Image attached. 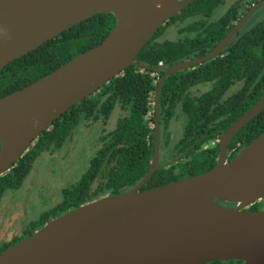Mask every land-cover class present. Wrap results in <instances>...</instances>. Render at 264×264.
I'll use <instances>...</instances> for the list:
<instances>
[{"label": "water", "instance_id": "water-1", "mask_svg": "<svg viewBox=\"0 0 264 264\" xmlns=\"http://www.w3.org/2000/svg\"><path fill=\"white\" fill-rule=\"evenodd\" d=\"M192 1L0 0V69L95 14L115 18L98 44L0 97V174L69 107L135 63L151 36ZM262 6L264 0L251 10ZM229 35L203 57L162 66L153 154L139 182L53 217L0 252V264H264V209H246L264 196V131L224 162L231 138L264 108V93L222 133L213 167L140 189L157 167L162 82L213 55Z\"/></svg>", "mask_w": 264, "mask_h": 264}, {"label": "trees", "instance_id": "trees-1", "mask_svg": "<svg viewBox=\"0 0 264 264\" xmlns=\"http://www.w3.org/2000/svg\"><path fill=\"white\" fill-rule=\"evenodd\" d=\"M217 0H193L189 5L175 13L171 20L189 14L199 7L213 8ZM204 4V5H202ZM169 20V19H168ZM115 18L112 13H99L86 18L63 30L57 36L45 41L35 49L12 60L0 69V97L42 77L82 51L98 44L112 29ZM193 28L195 23H188ZM162 25L136 55V62L126 66L119 74L98 88L95 92L73 104L52 124L43 130L17 159L14 165L0 174V199L5 191L22 185L29 173L33 161L44 152L61 148L71 137L77 126L82 123L106 122L116 109L113 127L99 137L100 147L90 159L87 170L76 182L62 188V202L49 209L41 219L33 222L32 229L63 211L75 208L93 198L120 193L136 184L146 173L153 154L154 145V100L158 79L163 74L162 67L172 65V61L190 58L186 42L176 43L171 40L161 41L158 35ZM259 64L241 63L243 52L236 62H203L170 74L162 82L159 90L160 125L166 132L168 120L179 106L186 114L185 136L177 145L185 150V157L166 167H158L147 183L156 187L182 177L191 176L208 170L214 163V153H194L196 145L191 138L192 129L199 134L213 129L209 125L202 129L196 122L208 123L213 114L224 111L226 118L218 123L216 131L227 129L264 93V47ZM244 80V85L237 92L222 99L225 89L237 80ZM213 81V85L200 96L188 93L189 86L196 83ZM251 87V93L247 88ZM224 91V92H223ZM208 96L219 107L207 109ZM264 131V108L245 124L235 135L237 148L233 157L243 146ZM205 139V138H204ZM231 140H234L231 139ZM166 145V143H165ZM229 150L234 146L230 141ZM95 188L91 190L92 183ZM147 186H145L146 188ZM232 205L231 203H228ZM250 210L264 209V196L246 207ZM47 219V220H48ZM240 260H214L207 264H241Z\"/></svg>", "mask_w": 264, "mask_h": 264}, {"label": "flooded vegetation", "instance_id": "flooded-vegetation-1", "mask_svg": "<svg viewBox=\"0 0 264 264\" xmlns=\"http://www.w3.org/2000/svg\"><path fill=\"white\" fill-rule=\"evenodd\" d=\"M259 1L260 0H217L215 1L217 2V5L214 6L212 9L205 8V7H199V8H195L189 11V14L188 13L183 14L181 17H178L174 20H171V18L167 20L163 24L165 26H164L163 31L158 35V39L161 41L171 40L176 43L186 42L188 44L187 53L189 56H191L190 58L183 59L177 62L172 61L171 62L172 65L181 63L185 60L199 58V57H203L207 55L213 49H215L217 45L225 37H227L230 34V32L235 28V26H237V24L241 21H242L241 25L238 26L235 29V31L229 35L224 45L221 46L217 52H215L213 55L209 56L207 59L197 64H201L206 61L209 63L236 62L238 60V55L241 52H243V54L245 55L240 60L241 63H250V64L261 63L262 59L260 58V55L264 47V6L251 10V8ZM188 23H195L196 25L193 28H191L190 24ZM158 66L162 67L164 65L159 63ZM244 82L245 81L241 79L234 82L232 85H230L227 88V90L226 89L224 90L225 92L223 91L224 93H222L221 98L226 99V96L232 95L235 92H237L240 88H242V86L244 85ZM212 85H213V81L206 82V83H196V84L189 86L188 93H190L192 96H200L203 93H205L208 89H210ZM247 92L251 93V87L247 88ZM214 102L215 101L212 99V97L208 96L206 103H208L209 105L207 109L213 110L219 107L218 105L213 104ZM154 104H155V100H154ZM113 114L115 116L116 111ZM224 116L226 118V106L224 107L223 112L217 113V115L213 114L212 120L209 121L208 123H205V121L196 122V126L200 127L201 129L202 127H206L205 124L206 125L208 124L209 128L213 130L208 131L207 133H203V134L202 133L199 134L198 130L196 129H192V132H191V138L197 137V140L195 142L193 141L192 145L197 144L200 140H202L201 142L198 143V145H196L194 153L206 152V154L210 156L211 152L212 153L215 152L214 153L215 154L214 163L211 167H213L218 160L219 151H220L221 135L226 130L225 128V130L222 131L221 133L216 131L217 126H215V124L216 125L218 123L222 124V118H224ZM109 120L110 118L107 119L106 122L100 121L101 123H100L99 133H97L98 135L95 136V140L93 142H89V146L87 145L89 149V153L86 156L87 162H89L88 166L90 165V159L95 155L97 149H99L100 147V143L98 140L100 135L109 131L114 125V121H113V125L110 126ZM92 122H99V121H92ZM88 123H91V122L82 123L77 126L76 130H78V128L80 127L83 130L82 133L76 135V130H75L72 133L71 137L68 138L64 142L61 148L55 151L44 152L40 155L41 158H45L50 162H53L57 158H60L63 161H65L67 157L68 148H71L73 144L77 143L76 142L78 139L77 137H82L81 134H84V133L88 134V132L92 131L93 126H91V124H89V127L83 129L86 125H88ZM185 124H186V114L179 106H177L175 110V114L169 118L168 124L166 127V132L162 131L163 127L162 125H160V122H159V153H158V159L156 163L157 165L156 169L161 166L162 167L169 166L171 163L176 162L177 160H182L185 157V150L182 149V146L177 145V143L182 141L183 139L185 140V142L189 141L190 136L189 138L185 136ZM153 128H154V125H153ZM235 135L231 138V139L234 138V140H230L234 144L231 150H229L228 148L230 141L227 147H225L224 149V162L232 159L236 155L235 154L233 157H231L232 154L235 153L237 144L240 142V141L239 142L236 141V139L238 138H236L237 136L235 137ZM68 141H70V143L72 144H70ZM44 155H47V156H44ZM35 160L33 161V164L34 162L36 163L38 161L37 158ZM39 162L40 161H38L36 164L39 165ZM150 164H151V160L149 163V167H150ZM148 180L146 181V183H144L141 186L140 188L141 190H144L150 187V183H147ZM96 184H97L96 181L92 183L91 190L95 188ZM145 186L147 187L145 188ZM20 187L13 189V193H15V191L19 189ZM31 188L32 190L30 192L33 193V195L34 194L36 195L37 186L33 184ZM61 190L62 189H60V191ZM4 194L2 195L0 199V207H3L2 214H0V252H2L7 247L13 245L20 239L24 238L25 236L31 234L32 232L40 228L44 223L52 219L53 217H50L49 219L47 218L48 220L46 218L44 220L43 218V223L39 227L34 228V229H32L31 227L32 223L36 222L38 219H41L43 215L46 213V211L56 207L58 204L62 202L61 200L59 203H57L56 205L52 207H45L40 202H37L35 204L37 205V207L35 208L34 212L29 214L27 208L25 210L23 209V212L20 213V216H19L20 221L18 223L14 222V223L7 224L5 223L4 220H5L7 209H11L12 207V203L10 202V200L12 199L11 198L12 194H10L9 197L6 196L5 199L3 200ZM108 194H112V191H107L104 195H108ZM61 195H62V191H61ZM104 195H101L100 197ZM98 198H93L92 200H95ZM19 199L20 198H17L16 201H18ZM25 199L27 200V198L24 197L23 195L20 200L25 201ZM222 204L225 206L226 205L230 206V207H234L236 205V203H231L232 205H229L226 202ZM66 211H63L62 213H60V215ZM24 223H27V226L25 228L22 227V224Z\"/></svg>", "mask_w": 264, "mask_h": 264}, {"label": "rangeland", "instance_id": "rangeland-1", "mask_svg": "<svg viewBox=\"0 0 264 264\" xmlns=\"http://www.w3.org/2000/svg\"><path fill=\"white\" fill-rule=\"evenodd\" d=\"M115 111L116 109H114L111 114L109 120L110 126L113 125V121L116 119L115 117L117 113L115 116L113 114ZM100 123V121L91 122L83 128L85 129L89 127V124L93 126L92 131L88 132V134H81L82 137H77V143L75 142L76 144H73L71 148H68L65 161L57 158L53 162H50L45 158H41V156L37 158L38 161H40L39 165L36 164L38 161L36 163L34 162L24 181L25 183L28 179L25 185L23 183V185L17 189L15 193H13V190H8L4 194L3 200L6 196L9 197L10 194H12V199L10 200L12 207L11 209H7L4 220L5 223H18L20 221V213L23 212V209L25 210L27 208L28 213L31 214L37 207V205H35L37 202H40L45 207H52L62 200L60 189H62L65 185L76 183L87 170L89 163L86 158L89 153L87 145L89 146V142H93L95 140V136L98 135L97 133H99L100 130ZM82 132L83 130L79 127L78 130H76V135ZM68 142L70 143V141ZM33 184L37 186L36 195L34 194L35 196L30 192ZM23 195L27 198V200H20ZM17 198L20 199L16 201ZM2 209L3 207H0V214H2ZM26 226L27 223L22 224L23 228Z\"/></svg>", "mask_w": 264, "mask_h": 264}]
</instances>
